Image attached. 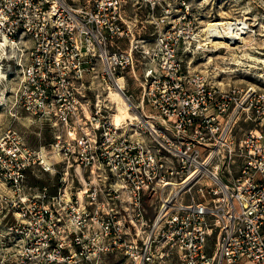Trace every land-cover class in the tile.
Returning a JSON list of instances; mask_svg holds the SVG:
<instances>
[{"label": "built area", "instance_id": "1", "mask_svg": "<svg viewBox=\"0 0 264 264\" xmlns=\"http://www.w3.org/2000/svg\"><path fill=\"white\" fill-rule=\"evenodd\" d=\"M135 3L131 20L126 0H0L25 52L18 104L55 131L38 150L0 137L15 211L0 264H264V88L192 69L224 32L193 0ZM36 167L55 193L26 185Z\"/></svg>", "mask_w": 264, "mask_h": 264}, {"label": "rangeland", "instance_id": "2", "mask_svg": "<svg viewBox=\"0 0 264 264\" xmlns=\"http://www.w3.org/2000/svg\"><path fill=\"white\" fill-rule=\"evenodd\" d=\"M126 1L128 17L133 20L137 14L135 0ZM193 3L198 11L203 13L205 25L210 20H244L250 25L251 32L242 43L235 42L229 46L224 42L216 44L206 53L195 54L191 57L192 69L199 72L206 71L208 62L213 60L212 68L217 70L216 74L222 71L227 72L226 76L222 74L220 78H213L212 81L217 85L227 88L256 84L264 88V64H258L257 61V59L264 60V0H193ZM4 38L0 32V71L5 75L0 79V137L8 131L16 132L28 148L38 150L54 142L55 131L48 124L30 116L18 104L17 95L21 84L25 52L15 43L10 42L8 46L3 44ZM230 63H236L238 67ZM128 89L132 91L133 86L129 84ZM253 128L252 123L242 122L236 130L237 138ZM58 182V176L44 173L36 167L28 172L26 185L40 189L43 186H50L55 193ZM12 200L10 188L3 180H0V250L14 246L12 243L14 234L10 230L15 223V211L11 208ZM101 264L128 263L121 257L110 256Z\"/></svg>", "mask_w": 264, "mask_h": 264}, {"label": "bare ground", "instance_id": "3", "mask_svg": "<svg viewBox=\"0 0 264 264\" xmlns=\"http://www.w3.org/2000/svg\"><path fill=\"white\" fill-rule=\"evenodd\" d=\"M219 26H223V28H224L223 31L224 32H223V34L222 33H216V34H214V36H219V37H215V38L219 39V40H222V41H220V42H214L213 41L212 43L214 45L215 44L224 43L227 40H229V38H232L231 41L226 42L229 46L234 44L235 42L242 43V42H244L246 40L247 36L251 32L250 25L247 23V21H244V20H238V21L221 20L218 23H216V22L209 23L207 25L206 30H204V32L205 33H207V32L211 33L212 29L218 28ZM4 40H5V42L3 44H5L7 46L11 42L6 37L4 38ZM251 59H253V58H251ZM257 61H258V64H264V60L263 59H257ZM237 62L239 64L240 61L238 60ZM4 76L5 75L3 74V72L0 71V79L2 77H4ZM112 98L118 104V110H119V112L115 116V122L120 124L126 118H131L132 115L128 111L127 105L125 104V102L121 98V96L116 92V93H112Z\"/></svg>", "mask_w": 264, "mask_h": 264}]
</instances>
